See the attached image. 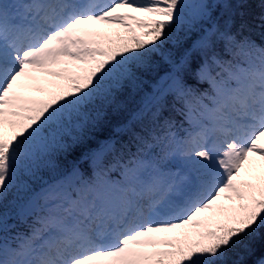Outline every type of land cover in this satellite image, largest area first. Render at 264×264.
Instances as JSON below:
<instances>
[{
  "label": "snow or ice",
  "instance_id": "6c2138e0",
  "mask_svg": "<svg viewBox=\"0 0 264 264\" xmlns=\"http://www.w3.org/2000/svg\"><path fill=\"white\" fill-rule=\"evenodd\" d=\"M245 15L0 0V264H248L264 238V46ZM112 110L122 135L73 156Z\"/></svg>",
  "mask_w": 264,
  "mask_h": 264
},
{
  "label": "trees",
  "instance_id": "16d2710c",
  "mask_svg": "<svg viewBox=\"0 0 264 264\" xmlns=\"http://www.w3.org/2000/svg\"><path fill=\"white\" fill-rule=\"evenodd\" d=\"M229 2L232 5V8L234 11H236L237 16V26L240 22V16L239 12H245L246 15L244 16V19L247 20L250 25L253 27V31L250 33L246 30L245 35H250L251 39L259 46H264V29L259 28L257 25L259 24L258 17L262 12H264V8L261 7V0H247V4H245L243 7H237L239 0H229ZM220 14V10H217V15ZM165 47L168 48H175V45H173L171 42L165 45ZM176 51L179 53V49H176ZM230 58V57H228ZM166 67V65H164ZM157 71H160L159 69ZM160 74L162 75L163 72L160 71ZM192 81H190L191 83ZM208 84L207 82H203L202 84V90L204 88H207ZM122 101H124L125 104H128L130 106V102L128 101L127 95H124L121 97ZM127 113L123 110H112L108 111L105 116L102 119V122L93 129H90L88 131V135L85 139V142L79 146H77L72 155L79 157L82 155V153L86 152L87 150L91 148L98 147L99 143L108 139H115L118 136L122 135L121 133L116 132V128L123 122H125ZM126 138V137H125ZM83 162V161H82ZM87 167L89 171L91 170L90 163H87ZM46 179L48 177H45ZM12 197L9 196V200H11ZM9 223H16L14 219L9 220ZM254 248H255V255L246 257V260L248 264H253V261L256 260L257 256H260L261 254H264V238H257L254 242Z\"/></svg>",
  "mask_w": 264,
  "mask_h": 264
},
{
  "label": "rangeland",
  "instance_id": "374dc122",
  "mask_svg": "<svg viewBox=\"0 0 264 264\" xmlns=\"http://www.w3.org/2000/svg\"><path fill=\"white\" fill-rule=\"evenodd\" d=\"M119 175V174H118ZM115 179H119V176L117 177V178H115Z\"/></svg>",
  "mask_w": 264,
  "mask_h": 264
}]
</instances>
